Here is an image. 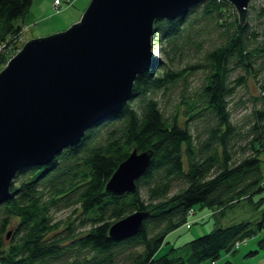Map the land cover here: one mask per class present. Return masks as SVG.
Here are the masks:
<instances>
[{
  "label": "trees",
  "instance_id": "obj_1",
  "mask_svg": "<svg viewBox=\"0 0 264 264\" xmlns=\"http://www.w3.org/2000/svg\"><path fill=\"white\" fill-rule=\"evenodd\" d=\"M32 1L0 0V70L22 34ZM201 3L203 16L215 21L221 42L181 68L162 65L160 59L137 75L132 97L120 111L89 128L78 144L65 148L50 163L17 172L10 197L0 203V264H206L224 250L236 252L237 242L258 234V248L250 253L264 252V106L253 110L255 122L247 131L231 118L230 109V96L247 78L242 73L232 78L231 71L241 67L256 74V59L264 54V28L252 21L254 16H264V3L258 9L251 4L250 9L259 12L244 23L239 14L229 11L231 19L226 16V8L232 5L229 0ZM195 7L154 23L153 38L163 42V53L171 61L185 53L186 45L196 51L205 47L202 29L194 31L195 18L188 16ZM200 68L207 71L205 81L198 91L189 92L187 75ZM178 80L185 85L179 96L184 111L207 120L206 136L199 144L189 125L181 124L179 114L167 116L160 101L149 95ZM135 100L139 104H133ZM107 121L112 126L100 131ZM243 138L247 140L239 146L243 156H237L233 146ZM135 147L153 148L149 169L137 180L135 192H108L107 180ZM181 177L182 186L172 191L174 180ZM246 202L254 218L218 223L211 231L155 256L168 241L167 234L186 223L195 203L211 206L214 215L224 216ZM54 206L71 208L84 217L74 219L72 214L64 221L55 220ZM138 210L148 211L141 231L123 240L111 239L109 225ZM13 221L10 234L6 229Z\"/></svg>",
  "mask_w": 264,
  "mask_h": 264
},
{
  "label": "water",
  "instance_id": "obj_2",
  "mask_svg": "<svg viewBox=\"0 0 264 264\" xmlns=\"http://www.w3.org/2000/svg\"><path fill=\"white\" fill-rule=\"evenodd\" d=\"M204 0H90L69 28L27 40L0 70V203L24 167L46 165L86 131L120 111L139 73L160 60L153 48L157 19L184 15ZM247 19L250 0H229ZM153 148L136 147L106 182L113 194L133 193ZM148 211L112 222L111 239L139 233Z\"/></svg>",
  "mask_w": 264,
  "mask_h": 264
},
{
  "label": "rangeland",
  "instance_id": "obj_3",
  "mask_svg": "<svg viewBox=\"0 0 264 264\" xmlns=\"http://www.w3.org/2000/svg\"><path fill=\"white\" fill-rule=\"evenodd\" d=\"M90 2V1H89ZM45 3V0H34L35 7L32 8L31 18L33 19H42L44 18L43 15L44 12H39V6L43 5ZM264 3V0H250V4L248 8L250 9V5L254 4L256 8L258 9L260 5ZM89 4V3H88ZM87 4V6H88ZM55 5V4H54ZM57 6V5H55ZM78 6V5H77ZM86 6V7H87ZM203 3H199L196 5L194 11H191L188 16L192 19L195 18L193 21V25L195 26L194 31L197 29H202L201 35L204 37V48L201 51H196L194 48L190 46H184V51L182 55L176 54L174 57V61H171L170 58L164 55L162 47L164 46L163 42L161 40H154L153 48L155 49L157 55L159 56V59H161L162 65L170 64L173 66V68L176 67H183L187 64V62H194L197 61V59L202 58V53L207 49V47H213L218 42H221V38L218 37V28L214 24V20H210L209 17L206 16V18L202 14V9L204 8ZM228 6V5H227ZM58 7V6H57ZM64 5L62 4L59 8H63ZM80 15L77 19L71 21L68 20L65 24H56L53 26L52 22L54 21V18H50L49 21H46V30L45 32H41L40 30H43L40 27V30L38 32L30 31L28 26V29L25 30L22 29V36H20L19 39H17L15 49L8 54V58L10 59L13 55H15L18 50L21 49V47L24 45V43L35 37H41L45 35H50L62 30H65L69 28L72 24L79 21L83 12L85 11V6H78ZM248 9L247 18L252 17L256 14H258V10L255 9ZM231 13L237 12L236 7L232 3L226 8V16H229L231 19ZM52 10H48L46 14L51 13ZM250 12V13H249ZM42 17V18H41ZM73 18L74 14H73ZM66 18L59 17L60 21L65 20ZM247 19V20H248ZM252 21L254 23L260 24L261 27L264 28V16L259 17V19L252 18ZM28 25V24H24ZM50 25L52 26L51 29ZM8 59V60H9ZM7 60V61H8ZM7 63V62H6ZM255 65L257 67V73H247L243 68H237L230 73V77L235 78L241 73L246 75V81L244 83H241V85H237L236 91L230 96L231 102H230V109H232V116L231 118L241 127L242 130L247 131L246 129L250 127L253 122H255V118L252 116L253 110L256 107H263L264 106V54L259 56V58L256 59ZM160 71L162 68L160 66L156 67ZM207 71L204 68H200L197 71L191 72L187 75L188 79V91L196 92L200 89L201 84L205 81L204 76L206 75ZM183 80H178L176 84H172L170 88H167L166 90L163 88L156 89V91L151 92L149 95L153 96L160 101V105L162 110L165 112V114L168 116H173L174 114H179V121L182 125H185L187 123L189 125V128L194 132L195 140L199 144L201 141V138H204L206 136V132L203 131V129L206 127L207 120L204 118H195L190 117L188 113L184 111L185 104L179 101L180 92H182L183 89ZM182 90V91H181ZM187 91V92H188ZM135 105L139 104L138 100H135ZM188 118V119H187ZM111 121H107V123L101 124L99 127L100 131L107 130L110 126H112ZM250 139L251 136H248ZM247 140L245 138L243 139H236V143L234 144L233 148L238 151L237 156H243V153L240 151L239 146L244 145ZM185 163H186V157H185ZM264 168V164H263ZM25 177H27L29 174L24 173ZM183 178L181 179H175L174 184L172 185V191H176L179 187L182 186ZM142 194L146 197V188H142ZM258 197V196H257ZM193 211L191 208L188 211V219L186 223H183V225L177 227L172 232L167 234L166 239L168 241L163 242L161 247L158 249V251L155 253V256H160L164 252H166L171 245H182L184 242L189 241L190 239L195 238L196 236L203 235L206 232L211 231L215 228V225L218 223H221L223 225H226L230 222H236L238 220L247 219V218H254L256 214H254V210L250 206L249 202L240 204L236 206V208L229 209L226 211L225 215H218L213 213L214 208L208 205H201L200 203L194 204ZM193 208V207H192ZM73 214V215H72ZM68 215H72L74 219L79 220L84 217L83 213H73L71 212V208H58L57 206H54L53 208V217L55 220H66ZM79 222V221H78ZM153 221H151V224ZM15 222L13 221L9 226H7V230H10V234L12 231H14ZM5 235V234H4ZM260 234L252 237H248V239L237 242V251H222L220 256L217 260L210 261L206 264H226L228 260H230L234 264H260L264 262V252L259 251L258 253H250L251 250H255L258 248L256 245V242L258 240V237ZM11 239V235L6 238V243L9 242ZM240 243V244H239Z\"/></svg>",
  "mask_w": 264,
  "mask_h": 264
},
{
  "label": "crops",
  "instance_id": "obj_4",
  "mask_svg": "<svg viewBox=\"0 0 264 264\" xmlns=\"http://www.w3.org/2000/svg\"><path fill=\"white\" fill-rule=\"evenodd\" d=\"M61 3L59 4L58 7H56L54 4L55 0H45V3L43 5H40L39 8V12H44L45 15H43L44 18L42 19H33L31 18L32 13H31V9L35 7L34 5V0L32 1V5L31 8L29 10V13L27 14V16L24 19V24H28V26H30L29 30L30 31H36L38 32L40 30V27L43 30H40L41 32H45L46 30V21H49L50 23V18L53 19L54 21L52 22L53 26H55L56 24H65L68 20H75L78 18V16L80 15L78 6H87V4L89 3L90 0H60ZM64 5L63 8H59L61 5ZM78 5V6H77ZM48 10H52L51 13L46 14V12ZM73 14L74 17L73 18ZM65 17L66 19L63 21L59 20V17ZM51 29L52 26L50 25ZM54 30V29H53Z\"/></svg>",
  "mask_w": 264,
  "mask_h": 264
},
{
  "label": "built area",
  "instance_id": "obj_5",
  "mask_svg": "<svg viewBox=\"0 0 264 264\" xmlns=\"http://www.w3.org/2000/svg\"><path fill=\"white\" fill-rule=\"evenodd\" d=\"M54 3H55V5L59 6V4L61 3V1H60V0H55ZM57 6H56V7H57ZM26 28L28 29V25H24V26H23V30H25ZM21 36H22V35H21ZM193 209H194V207L191 208L192 211H193Z\"/></svg>",
  "mask_w": 264,
  "mask_h": 264
},
{
  "label": "bare ground",
  "instance_id": "obj_6",
  "mask_svg": "<svg viewBox=\"0 0 264 264\" xmlns=\"http://www.w3.org/2000/svg\"><path fill=\"white\" fill-rule=\"evenodd\" d=\"M240 244V243H239Z\"/></svg>",
  "mask_w": 264,
  "mask_h": 264
}]
</instances>
